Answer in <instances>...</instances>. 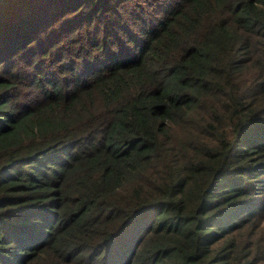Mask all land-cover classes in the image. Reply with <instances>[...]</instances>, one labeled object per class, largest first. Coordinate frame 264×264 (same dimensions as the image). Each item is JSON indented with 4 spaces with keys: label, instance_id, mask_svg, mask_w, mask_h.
Returning a JSON list of instances; mask_svg holds the SVG:
<instances>
[{
    "label": "trees",
    "instance_id": "16d2710c",
    "mask_svg": "<svg viewBox=\"0 0 264 264\" xmlns=\"http://www.w3.org/2000/svg\"><path fill=\"white\" fill-rule=\"evenodd\" d=\"M0 264H264V0H0Z\"/></svg>",
    "mask_w": 264,
    "mask_h": 264
}]
</instances>
